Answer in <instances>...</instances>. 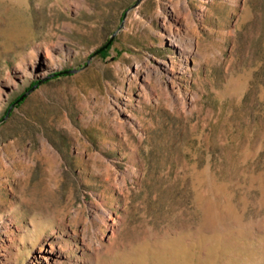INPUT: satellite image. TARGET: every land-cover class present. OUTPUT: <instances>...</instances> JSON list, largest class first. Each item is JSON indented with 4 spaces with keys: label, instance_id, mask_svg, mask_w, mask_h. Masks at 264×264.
Listing matches in <instances>:
<instances>
[{
    "label": "rangeland",
    "instance_id": "obj_1",
    "mask_svg": "<svg viewBox=\"0 0 264 264\" xmlns=\"http://www.w3.org/2000/svg\"><path fill=\"white\" fill-rule=\"evenodd\" d=\"M135 1L0 0V119L56 73L0 122V264H264V0H141L87 63Z\"/></svg>",
    "mask_w": 264,
    "mask_h": 264
},
{
    "label": "water",
    "instance_id": "obj_2",
    "mask_svg": "<svg viewBox=\"0 0 264 264\" xmlns=\"http://www.w3.org/2000/svg\"><path fill=\"white\" fill-rule=\"evenodd\" d=\"M140 1L141 0H136L130 7H128V9L124 12L123 17H122V19H121V21H120L119 26L117 27V29L110 35V37L107 39V41L104 43V45H102L101 47H99L98 49H96L90 55V57L87 60V63L93 58V56H95L96 54H98L100 51H102L104 48H106L108 46V44L113 40V38L115 37V35L119 31V29L122 27V25L124 23V18L126 17V14H127L128 10L131 9V8H133V7H135L136 5H138V3ZM77 70L78 69H76V68H71V69L63 70V71L58 72V73H73V72H76ZM54 74H56V73H52L48 77H50V76H52ZM48 77H43V78L38 79L35 84H33L31 87H29L27 90H25V92L22 93L17 98V100L12 105H10V107H8L6 114L0 119V122H3L8 117L9 112H10V110H11V108H12V106L14 104H16L18 101L22 100L25 96H27L32 90H34L42 81L46 80Z\"/></svg>",
    "mask_w": 264,
    "mask_h": 264
},
{
    "label": "bare ground",
    "instance_id": "obj_3",
    "mask_svg": "<svg viewBox=\"0 0 264 264\" xmlns=\"http://www.w3.org/2000/svg\"><path fill=\"white\" fill-rule=\"evenodd\" d=\"M170 41L171 42H179V38H177V36L174 33L170 34ZM54 61V57L53 56H47V62H53Z\"/></svg>",
    "mask_w": 264,
    "mask_h": 264
},
{
    "label": "trees",
    "instance_id": "obj_4",
    "mask_svg": "<svg viewBox=\"0 0 264 264\" xmlns=\"http://www.w3.org/2000/svg\"><path fill=\"white\" fill-rule=\"evenodd\" d=\"M33 83H34V82H33ZM33 83H32V84H33ZM32 84H30L29 86H31Z\"/></svg>",
    "mask_w": 264,
    "mask_h": 264
}]
</instances>
